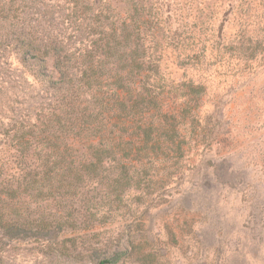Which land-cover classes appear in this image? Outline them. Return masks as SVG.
<instances>
[{"label": "rangeland", "instance_id": "374dc122", "mask_svg": "<svg viewBox=\"0 0 264 264\" xmlns=\"http://www.w3.org/2000/svg\"><path fill=\"white\" fill-rule=\"evenodd\" d=\"M97 1L128 19L132 55L153 76L142 101L151 119L169 111L177 133L145 129L153 140L134 167L99 154L110 157L95 173L71 168L43 198L0 133V196L14 197H0V264H95L122 251L115 264H264V0ZM8 8L18 0H0V23ZM4 101L0 130L16 118ZM88 154L81 144L66 156Z\"/></svg>", "mask_w": 264, "mask_h": 264}, {"label": "trees", "instance_id": "16d2710c", "mask_svg": "<svg viewBox=\"0 0 264 264\" xmlns=\"http://www.w3.org/2000/svg\"><path fill=\"white\" fill-rule=\"evenodd\" d=\"M2 10L0 115L7 98L16 118L0 133L12 141L22 184L37 187L38 198L45 197L42 189L51 181H63L71 168L87 178L95 173L110 157L99 154L114 153L125 169L134 167L133 156L147 151L153 140L145 129L177 133L176 123L166 128L169 111L151 119L142 101L153 76L143 74L144 58L132 55L127 18H113L97 0H18L15 12ZM134 39L140 40V34ZM11 56L18 68L12 66ZM189 87L201 95L202 86ZM121 126H129V136L121 135ZM81 144L88 157L67 160L66 153ZM121 254L104 253L95 264H115Z\"/></svg>", "mask_w": 264, "mask_h": 264}]
</instances>
